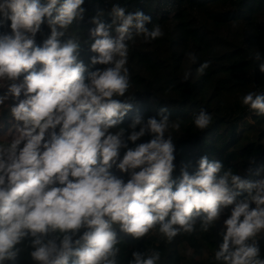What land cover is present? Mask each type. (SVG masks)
<instances>
[{
	"label": "clouds",
	"instance_id": "1",
	"mask_svg": "<svg viewBox=\"0 0 264 264\" xmlns=\"http://www.w3.org/2000/svg\"><path fill=\"white\" fill-rule=\"evenodd\" d=\"M84 2L0 0V22H10V31L0 34V80L12 82L0 105L9 97L19 101L11 108L18 135L0 144V264L15 259L16 245L28 237L38 264H116L114 225L140 239L159 224L160 233L171 241L181 229L193 232L194 217L201 214L207 232L229 206L231 215L224 221L226 232L215 259L264 264L256 241L264 231V179L246 181L230 171L219 175L221 163L204 156L194 174L182 170L177 184L176 147L170 135L165 137L170 121L163 109L160 120L134 118L127 136L133 148L124 139L125 129L110 131L132 109L119 99L130 88L125 41L134 39L133 30L146 42L165 33L160 24L146 28L151 17L142 11L126 14L125 8L114 6L117 35L112 36V25L99 16L93 18L96 27L91 30L96 37L91 50L98 54L91 63L107 67L88 71L78 59L79 45L60 40V29L83 19ZM45 18L51 36L36 46ZM190 57L195 60L194 54ZM209 66L206 61L198 72ZM260 72L264 74V63ZM242 104L264 116V94L248 92ZM212 118L202 109L194 125L204 130ZM171 127L179 130L180 124ZM146 135L151 138L136 144ZM121 148L127 149L122 159ZM114 166L130 178L114 175ZM242 192L248 195L237 202ZM159 259L158 252L147 258L134 252L130 264H156Z\"/></svg>",
	"mask_w": 264,
	"mask_h": 264
},
{
	"label": "trees",
	"instance_id": "2",
	"mask_svg": "<svg viewBox=\"0 0 264 264\" xmlns=\"http://www.w3.org/2000/svg\"><path fill=\"white\" fill-rule=\"evenodd\" d=\"M114 6L125 8L126 14L142 11L151 17L145 27L152 29L160 24L165 35L146 42L143 36H135L133 30L134 39L125 41L129 46L126 67L130 71V88L119 99L130 103L132 109L122 124L110 131L125 129L124 139L133 148L135 144L127 136L132 132L129 126L134 118L140 116L145 123L152 117L160 120L163 109V115L170 121L165 137L170 135L176 147L173 179L177 184L182 170L186 168L189 174H194L204 156L210 162L221 163L219 175L230 171L246 181L264 179V116L242 104V97L248 92L264 94V74L260 72V64L264 63V0H85L83 19L60 29L64 33L60 40L62 43L73 40L79 45L78 59L88 71L107 67L91 63L92 57L98 55L91 50L96 39L91 30L96 27L93 18L99 16L102 22L112 25V36L117 35ZM8 23L0 22V34L10 31ZM50 36L51 28L45 18L36 35V46L42 47ZM190 54L195 55L194 61ZM206 61L210 66L200 74L198 69ZM11 83L0 80V96L7 93ZM18 102L9 97L0 105V144L18 135V124L11 114V108ZM202 109L213 117L204 130L194 125V117ZM176 122L180 124L179 130L171 127ZM150 138L146 135L136 144ZM126 151L121 148V159ZM112 172L125 181L130 178L115 166ZM247 195L242 192L237 202ZM251 206L254 208L255 204ZM232 207L222 208L219 219L207 232L202 229L203 214L194 217V231L186 233L181 229L171 241L160 233L159 224L140 239L114 225L118 241L115 247L119 249L116 264H130L134 252L145 258L158 252L160 259L156 264H224L223 260L215 259V253L223 243L224 221L230 217ZM31 239L25 238L16 245L19 249L16 258L5 264H38L31 257L34 251ZM256 241L260 258L264 259V231Z\"/></svg>",
	"mask_w": 264,
	"mask_h": 264
}]
</instances>
